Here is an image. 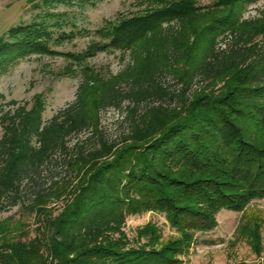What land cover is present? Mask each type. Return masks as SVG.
Instances as JSON below:
<instances>
[{
    "label": "trees",
    "instance_id": "obj_1",
    "mask_svg": "<svg viewBox=\"0 0 264 264\" xmlns=\"http://www.w3.org/2000/svg\"><path fill=\"white\" fill-rule=\"evenodd\" d=\"M258 1L151 0L119 16L96 50L128 52L127 65L83 75L47 122L40 98L0 93V264H180L220 210L264 199V12L240 16ZM46 29L12 28L0 67L41 50ZM147 212L172 235L152 222L128 235Z\"/></svg>",
    "mask_w": 264,
    "mask_h": 264
},
{
    "label": "rangeland",
    "instance_id": "obj_2",
    "mask_svg": "<svg viewBox=\"0 0 264 264\" xmlns=\"http://www.w3.org/2000/svg\"><path fill=\"white\" fill-rule=\"evenodd\" d=\"M211 0H197L206 5ZM151 0H92L56 3L51 0H0V39L18 25L42 23L49 33L41 50L20 56L0 67V93L5 101L30 108L35 98L44 103L43 120L48 121L76 97L83 75L108 77L122 70L129 53L108 48L96 50L105 42L102 31L119 16L131 17L144 10ZM264 12V0L244 6L241 18H254ZM100 49V48H99ZM173 86L172 80L169 81ZM11 107L5 106V110ZM120 113L108 109L101 114L104 127H116ZM16 208L1 218L16 216ZM216 227L197 233L196 241L180 264H264V199L251 201L242 211L220 210ZM152 222L161 227L164 239L172 235L162 215L143 213L129 216L125 231H136ZM174 235V234H173Z\"/></svg>",
    "mask_w": 264,
    "mask_h": 264
}]
</instances>
